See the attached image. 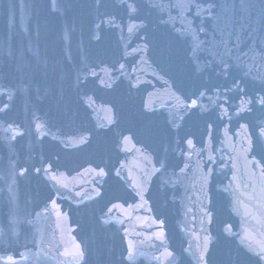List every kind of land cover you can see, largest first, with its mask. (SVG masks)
<instances>
[{"label":"water","instance_id":"obj_1","mask_svg":"<svg viewBox=\"0 0 264 264\" xmlns=\"http://www.w3.org/2000/svg\"><path fill=\"white\" fill-rule=\"evenodd\" d=\"M0 264H264V0H0Z\"/></svg>","mask_w":264,"mask_h":264}]
</instances>
